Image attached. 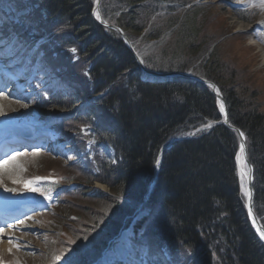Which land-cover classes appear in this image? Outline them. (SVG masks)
<instances>
[{
  "label": "trees",
  "instance_id": "16d2710c",
  "mask_svg": "<svg viewBox=\"0 0 264 264\" xmlns=\"http://www.w3.org/2000/svg\"><path fill=\"white\" fill-rule=\"evenodd\" d=\"M145 1H118L121 6L131 7L117 22L131 39L138 38L145 29L139 28L133 17L134 6ZM26 2L31 7L39 5L34 12L38 19L32 26L48 33L51 28L62 27L61 50H77L81 66L86 69L87 87H79L75 81L78 71L70 64L69 54L56 58L54 70L73 91L67 98L70 104H88L90 111L81 112L82 116L76 119H85L101 130L106 126L108 132L104 136L101 130L95 131V135L99 142L105 139L116 151V164L99 160L101 180H97L108 185L112 194L99 201L95 199L100 208L95 204L86 207L85 232L91 233L88 236L99 233L100 238L87 240L90 247L79 250L80 255L75 253L78 264H83L87 255L102 251L106 246L104 238L109 240L119 234L125 216L131 213L130 207L144 201L162 148L178 136L220 121L222 116L209 91L187 82H144V75L120 37L104 31L93 19L96 0ZM208 64L211 68L204 70L219 83L229 105L231 122L247 139L257 176L256 204H264V112L257 101L252 105L239 101L246 100L243 91L234 90L235 95L230 96L218 80L224 82L226 76L215 57ZM238 151L237 135L218 126L209 133L176 143L163 153L147 207L151 213L159 207L145 236L152 251L167 247L185 255L187 244H197L199 249L188 251L196 254L195 264H264V246L247 222L239 194L235 175ZM65 225L78 232L83 230L78 222ZM66 232L78 237L74 231Z\"/></svg>",
  "mask_w": 264,
  "mask_h": 264
},
{
  "label": "rangeland",
  "instance_id": "374dc122",
  "mask_svg": "<svg viewBox=\"0 0 264 264\" xmlns=\"http://www.w3.org/2000/svg\"><path fill=\"white\" fill-rule=\"evenodd\" d=\"M1 1L8 3L9 6L23 7L31 11L26 0H15V3L12 0ZM118 1L106 0L104 3L103 0H100L95 6L94 13H100L108 23L117 25L119 18L126 14L124 12H129L128 10L131 8L121 6ZM242 2L244 1L184 0L183 2V0H147L149 10L144 8L143 5L134 6V10L136 9L133 16L134 22H137L139 28H145L139 35L140 38L137 39L136 37V41L134 42L135 48H138L137 53L139 57L149 69L160 73L171 72L172 67L176 63H179L184 68H192L193 70L210 69L211 66L208 63L215 57L226 76L223 79L227 81L228 86L237 92L243 91L247 97H252L254 93H257L260 109L264 112V50L262 48L264 47V25L261 22L264 6L258 1H253L249 6L242 5ZM234 4L256 10L259 13L258 20L254 24H247L239 20L232 11ZM190 7H195V11L190 15H184V11H187ZM160 9H165L166 12L162 11L160 18L157 19L158 22H156L155 19L157 17H154V13ZM196 10L197 13L195 14ZM148 31L150 34H148ZM40 35H44V32H40ZM63 35L67 36V32ZM28 37L30 36L28 35ZM192 38L196 40V43H189L191 45L187 46L185 41L189 40L192 42ZM8 41L9 39H4L3 37L0 44L7 54L8 59L5 60L10 62L13 60V63L8 62L9 66H2V69L4 71L9 70L10 81L14 86L9 87L7 90L15 92L14 94H2L0 92V127L3 128L5 126L10 131V134H7L9 137H15L22 132L21 135L24 136L15 140L19 147L22 142L25 143L23 146L21 145L22 147L19 151L8 150L10 151V157L6 159L7 163L3 167H0V192L1 194L13 193V195L25 193L24 195L27 196L28 200L20 203L24 205V208L28 210L27 213L30 214L25 218L24 228L18 231L22 237L13 240L15 249L6 255H2L0 252V257L5 259L8 264L10 262L11 264H18V261H20V264H29L27 262L30 260V255L34 256L33 260H37L42 252H47L51 259L55 261L57 259L55 254L57 250L52 251L49 247L52 245L53 248L56 247L58 241H54L55 245L52 244L51 240L54 237H50V235H55L65 248L67 242L64 241L62 237L63 232H61L65 226L47 218L46 211H42L44 207L40 204L41 202L32 199L28 191L27 193H18L22 191L20 188V186L22 187L21 184L27 183V186H29V181L39 179L41 175L48 174V170H45L46 167L51 168L49 170L50 172L52 171L51 173L59 174L63 177L69 175V179L75 180L72 184L79 183V175L74 170L64 169L61 163L52 161L45 155L51 153L55 157L61 156L66 165L75 163L70 161L72 159L71 155L68 158L69 154L65 155L64 153L66 148L71 145L73 150L75 149L79 153L80 159H82V154H84L89 160V169L85 172H88L91 180L101 176V167L96 163L97 161L106 160L113 163L114 160L115 163L116 159L114 158L113 150L107 146L109 144L105 139L103 141L107 145H103V149L96 147V142L92 137L91 131L101 130L99 126H95V124L91 126L89 123H86L85 119L67 118L70 115L81 117V111L89 112V107H85V103L78 104L75 107V104H73L72 108H74L68 114L65 108L70 109L71 104L66 100V96L54 95L53 92L58 85L60 89H64L63 85L53 75L49 77L43 72L38 74L40 79L38 81L36 79V82L32 83L33 73L38 68L37 63L34 64L31 61L28 64L29 68L26 67V71L23 72L26 64L23 56L26 54V51H20L21 48L18 45L12 47V43ZM6 42L8 46H5ZM57 42L61 44V40H57ZM75 52L71 53L62 50L57 57L59 55L64 57L69 54V57L72 59L70 64L75 65L78 71L75 81L79 87L83 84L87 87L88 77L86 69L81 66V60ZM46 73L50 72L47 71ZM19 80L24 81V83L17 88L16 83ZM218 80L222 86H225L220 78ZM38 86H40L43 93L48 92L54 97L51 104H57L61 107L59 115L54 118L56 119V123H60L63 119V130L71 138L79 137L80 142H77L75 146H73L72 139L70 138L66 139L65 144L59 142L55 132L51 130L53 126L47 127L46 123L42 121L41 112L36 110L33 105L34 101L39 98H35V95L38 94L35 89ZM25 88H27L28 93L24 95L22 90ZM15 94L17 95L15 96ZM247 97L246 100L249 101ZM52 109L54 108L47 109V114H54L52 111H49ZM218 126H222L220 122L217 124ZM107 132L108 130L105 126L101 130L102 136ZM85 134L89 135L90 141L85 139ZM42 137L45 138L42 139ZM37 142L46 143L48 147L53 146L55 149L53 152H49V150L45 151L43 148H40L42 150H37L35 149L37 148L35 147V143ZM82 142H84V145H82ZM13 156L16 157L15 160L12 159ZM238 157L240 158L239 160ZM238 157L237 177L240 187L239 194L245 195L247 192L246 177L249 172L241 152H239ZM49 165H52L54 168ZM9 187L15 189V191H8ZM26 188L28 189L29 187ZM71 190L73 188L66 191L70 195L67 199L63 198L65 200L63 203L66 206H63L59 210V213L63 217L64 222L73 221L77 223L73 218L74 216L81 221L79 227L87 228L85 221H83L85 218V200ZM92 190L104 195L106 192L111 193V190L98 182L92 184ZM60 205L61 202L59 207ZM97 206L100 208L98 203ZM31 214L32 217L30 216ZM140 220L141 218L137 222ZM71 230L75 233L78 232L74 227H71ZM135 238L137 239L138 236ZM68 248L75 252V247L67 246L63 252L64 254H67ZM146 250L145 246L142 247L134 241V231L130 228L121 234L115 246L103 256L98 264H146ZM25 252L29 253V257H24ZM11 256L16 257L14 261V257ZM168 257L167 254H164V261H167ZM44 259H49V256H46ZM46 261V264H57V261L53 263H49L48 260ZM38 264H40L39 261Z\"/></svg>",
  "mask_w": 264,
  "mask_h": 264
},
{
  "label": "bare ground",
  "instance_id": "6f19581e",
  "mask_svg": "<svg viewBox=\"0 0 264 264\" xmlns=\"http://www.w3.org/2000/svg\"><path fill=\"white\" fill-rule=\"evenodd\" d=\"M97 1V0H96ZM253 1H258L260 2V4L262 6H264V0H247V2H253ZM184 2V0H183ZM8 5V3H7ZM11 6V5H10ZM143 6L144 8L149 10L147 1L143 2ZM9 7V5H8ZM162 11H165V9H160L158 11H156L154 13V17L156 16L157 18L155 19L156 22H158L157 19L160 18V13H162ZM195 11V7H190L187 9V11H184L185 14L184 15H190L192 14V12ZM197 13V10L195 12V14ZM261 21H263L264 23V13L262 15ZM104 29V31H111L114 32L115 34H117L120 39L124 42L125 46L127 47V49L129 50L130 54L132 55V57L134 58L135 62H136V66L137 68L140 70V72L143 74L144 70H145V66L143 61L141 60V58L139 57L138 53H137V49L134 46V42L136 41V39H131V37L129 38V36L126 34V32L120 28L119 26H117L116 24L114 26L111 27H102ZM240 31V30H239ZM192 42H190L189 40H186V45L190 46L193 43H196V40L192 38ZM191 43V44H189ZM29 49H27V53H29ZM76 51L75 49L72 50V52ZM164 63V61H163ZM217 63L219 64V61L217 60ZM142 80L144 82L149 83L147 77L143 76ZM165 80H176L179 82H187L189 84H191L192 86H196L197 88H200L201 90H204L206 92L211 93V95L215 98L216 101V106L217 109L220 113V115L222 116V119L220 120V122L227 124V125H231L234 127L233 132L238 136L239 134L237 133V130L242 133V131L235 126L230 119V113H229V105L228 102L224 96V94L221 92L220 89L217 88V91L215 90V85L212 82L211 76L209 74L206 73V70H193L192 68H184L183 66H181L179 63H176L173 67L171 72H164V74H162L160 76L159 79H157V83H162ZM224 85L226 86L225 90L226 92L230 95V96H234V89H232L230 86H228V83L226 81L223 82ZM2 85L6 84V81H2L1 82ZM210 95V94H209ZM253 96L257 99H250L249 101L246 100H242L239 99V101H242L244 103L247 104H254L256 101L257 103L259 102L258 100V95L257 93H254ZM223 104L224 107L223 109H221L220 105ZM260 109V107H259ZM223 110V112H222ZM211 122L207 123L206 125L199 127L198 129L191 131L183 136H178L177 138L182 139L184 141L190 140V139H194L196 137H198L199 135L202 134H206V131L209 129V125ZM8 131V129L6 127H4L2 130H0V140L3 139L4 143H9L11 140L10 138H4L5 132ZM29 136V135H28ZM243 139H246V137L244 136V134L242 135ZM14 139V138H13ZM15 148V146H14ZM170 150V149H167ZM166 150V151H167ZM164 152H162L160 154V157L158 158L157 162L155 163V171H158L162 162V155ZM237 157L238 154L235 157V164H236V170H235V175L237 178V183H238V177H237V172H238V166H237ZM240 158L238 157V160ZM248 176L246 177L247 180V192L245 193V195H240L241 200H242V205L244 208V211L246 213V219L248 224L250 225L251 222L253 223L254 221L258 220L260 222H262V227L257 228L256 230L252 231L255 235V237L258 239L259 242H264V238L261 237V231H264V204L258 205L256 203H258L257 200V190L255 187V183L257 182V176L255 174V166H252V169H248ZM239 187V184H238ZM239 192H240V187H239ZM151 193L147 194V197L150 198ZM250 194V195H249ZM150 201V200H149ZM17 206V203H15L14 201H12L11 203L6 202V198L3 196H0V216H4L6 219H4L3 223H11L14 222L18 219L23 218V216H20L17 219H12L10 220L13 215L18 212H20L19 210H14L12 208H15ZM12 209V210H11ZM158 210H157V206L156 208L154 207L153 209V217L154 219L157 218L158 216ZM24 223L21 220V223L14 225V226H4V225H0V226H4L7 227V230L3 229V232L0 233V252L2 253V255H6L8 253H10L11 251L14 250V244H13V240L17 239L19 237H22L20 235V233H18V231L22 228H24ZM9 240L12 241V243H9ZM186 247L188 248V250H185V253L188 252L189 250H195V249H199L200 246H197V244H187ZM184 254H177L176 255V259L178 261H182L184 259ZM0 264H2L1 262V258H0Z\"/></svg>",
  "mask_w": 264,
  "mask_h": 264
},
{
  "label": "snow or ice",
  "instance_id": "6c2138e0",
  "mask_svg": "<svg viewBox=\"0 0 264 264\" xmlns=\"http://www.w3.org/2000/svg\"><path fill=\"white\" fill-rule=\"evenodd\" d=\"M97 15H98V14H97ZM220 107H221V109H223L224 105L221 104ZM209 126H210V125H209ZM241 135H243V133H241ZM241 151H243V147H241ZM15 158H16L15 156L12 157L13 160H15ZM6 163H7V161H5V162H3V163H0V167H3V165L6 164ZM31 183H32V182L29 181V184H31ZM32 190H33V191H39V189H36V188H33ZM8 191H15V189H8ZM42 194H43V193H42ZM249 195H250V194H249ZM49 198H51V197H49ZM2 232H3V229H0V233H2ZM260 234H261V237L264 238V231H261ZM9 243H12V241L9 240ZM57 259H59V257H57Z\"/></svg>",
  "mask_w": 264,
  "mask_h": 264
},
{
  "label": "water",
  "instance_id": "95a60500",
  "mask_svg": "<svg viewBox=\"0 0 264 264\" xmlns=\"http://www.w3.org/2000/svg\"><path fill=\"white\" fill-rule=\"evenodd\" d=\"M237 133L239 134V136H240V140H241V145H243V146H245V142H244V139H243V137H242V135H241V133L237 130ZM244 150H245V147H244ZM249 163V162H248Z\"/></svg>",
  "mask_w": 264,
  "mask_h": 264
}]
</instances>
